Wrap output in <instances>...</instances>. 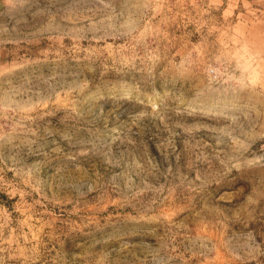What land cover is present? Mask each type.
I'll return each instance as SVG.
<instances>
[{
  "label": "rangeland",
  "instance_id": "rangeland-1",
  "mask_svg": "<svg viewBox=\"0 0 264 264\" xmlns=\"http://www.w3.org/2000/svg\"><path fill=\"white\" fill-rule=\"evenodd\" d=\"M0 264H264V0H0Z\"/></svg>",
  "mask_w": 264,
  "mask_h": 264
}]
</instances>
